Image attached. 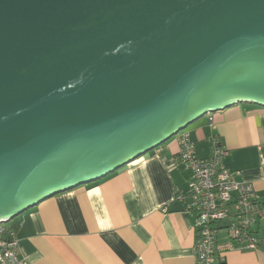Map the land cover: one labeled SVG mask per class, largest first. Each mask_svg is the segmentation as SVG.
<instances>
[{
	"label": "water",
	"instance_id": "1",
	"mask_svg": "<svg viewBox=\"0 0 264 264\" xmlns=\"http://www.w3.org/2000/svg\"><path fill=\"white\" fill-rule=\"evenodd\" d=\"M237 104L264 107V0H0V222Z\"/></svg>",
	"mask_w": 264,
	"mask_h": 264
},
{
	"label": "crops",
	"instance_id": "2",
	"mask_svg": "<svg viewBox=\"0 0 264 264\" xmlns=\"http://www.w3.org/2000/svg\"><path fill=\"white\" fill-rule=\"evenodd\" d=\"M197 125L188 132L197 155L208 158L211 139L219 137L228 151L225 167L254 184L264 204V107L237 104ZM179 153V137L172 138L17 217L11 226L22 256L29 264H196L194 219L177 200L191 178ZM226 258L228 264H264V251Z\"/></svg>",
	"mask_w": 264,
	"mask_h": 264
},
{
	"label": "built area",
	"instance_id": "3",
	"mask_svg": "<svg viewBox=\"0 0 264 264\" xmlns=\"http://www.w3.org/2000/svg\"><path fill=\"white\" fill-rule=\"evenodd\" d=\"M179 144V162L191 178L177 200L194 219L196 264H228L229 252L264 251V204L254 184L238 181L240 173L225 167L221 139H211L208 158L197 155L189 134ZM7 224L0 222V264H29L16 228Z\"/></svg>",
	"mask_w": 264,
	"mask_h": 264
},
{
	"label": "rangeland",
	"instance_id": "4",
	"mask_svg": "<svg viewBox=\"0 0 264 264\" xmlns=\"http://www.w3.org/2000/svg\"><path fill=\"white\" fill-rule=\"evenodd\" d=\"M209 117V115L208 116H205L204 118H202V119H200L197 123H195V124H192V125H190L186 130H184V131H182V132H180L178 135H176L175 137H173V139L175 140L176 138H178V137H180V136H182V135H184V134H189L188 132H191L195 127H197L198 125L197 124H202V123H206L207 122V118ZM196 125V126H195ZM199 127H201V126H199ZM190 135V134H189ZM32 209H29L28 211H31ZM27 212H25L24 214H22V215H25ZM15 221V220H14ZM14 221H12V222H14ZM12 222H10V223H8L7 225L8 226H11L13 223Z\"/></svg>",
	"mask_w": 264,
	"mask_h": 264
},
{
	"label": "trees",
	"instance_id": "5",
	"mask_svg": "<svg viewBox=\"0 0 264 264\" xmlns=\"http://www.w3.org/2000/svg\"><path fill=\"white\" fill-rule=\"evenodd\" d=\"M15 227V226H14Z\"/></svg>",
	"mask_w": 264,
	"mask_h": 264
}]
</instances>
